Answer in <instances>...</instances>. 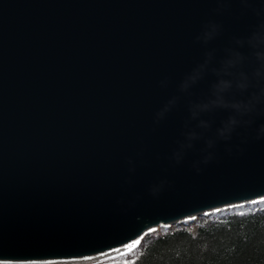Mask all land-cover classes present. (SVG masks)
<instances>
[{"label":"water","instance_id":"1","mask_svg":"<svg viewBox=\"0 0 264 264\" xmlns=\"http://www.w3.org/2000/svg\"><path fill=\"white\" fill-rule=\"evenodd\" d=\"M216 7L0 0V263L113 255L160 228L264 206V141L250 139L242 155L220 143L199 174L193 164L203 142L181 164L170 159L189 101L205 98L215 77L191 96L179 93L180 82L206 50L217 49L218 61L233 36L257 23L237 2L223 15ZM209 20L224 32L205 49L195 37ZM176 95L178 106L155 125ZM227 115L217 113L214 127ZM162 180L168 184L153 197Z\"/></svg>","mask_w":264,"mask_h":264},{"label":"clouds","instance_id":"2","mask_svg":"<svg viewBox=\"0 0 264 264\" xmlns=\"http://www.w3.org/2000/svg\"><path fill=\"white\" fill-rule=\"evenodd\" d=\"M217 7L214 12L223 15L231 11V5L237 2L242 7V13H251L257 23L248 34L233 36L230 46L223 48L224 56L217 61V49L204 52L202 62L196 64L186 74L179 84L178 91L184 96H191V90L209 75L215 77L205 98L189 101V118L184 122L183 137L176 141L170 159L176 165L184 161L191 150H195L196 142H203L200 150L202 159L195 161L193 168L199 174L201 165H208L217 159V146L226 145L225 151L233 155L234 149L241 155L250 139L264 141V123L257 126L258 120H264V0H214ZM259 5V6H258ZM224 32L222 23L209 20L203 24L201 31L195 37V43L205 49ZM218 65V66H217ZM170 80L160 81L161 88H167ZM181 95L173 96L155 114L154 123L159 125L175 109ZM226 112V118L216 124V115ZM207 117V118H205ZM238 138L239 144L233 145V139ZM130 172H135V162L128 161ZM168 184L162 180L153 185L151 195L158 197Z\"/></svg>","mask_w":264,"mask_h":264},{"label":"trees","instance_id":"3","mask_svg":"<svg viewBox=\"0 0 264 264\" xmlns=\"http://www.w3.org/2000/svg\"><path fill=\"white\" fill-rule=\"evenodd\" d=\"M101 264H264V208L150 234Z\"/></svg>","mask_w":264,"mask_h":264},{"label":"bare ground","instance_id":"4","mask_svg":"<svg viewBox=\"0 0 264 264\" xmlns=\"http://www.w3.org/2000/svg\"><path fill=\"white\" fill-rule=\"evenodd\" d=\"M117 253L113 254L116 255ZM110 254H106L101 256H97L90 259H83V260H74V261H60V262H47V263H0V264H84V263H91L100 261L102 258L109 257Z\"/></svg>","mask_w":264,"mask_h":264},{"label":"rangeland","instance_id":"5","mask_svg":"<svg viewBox=\"0 0 264 264\" xmlns=\"http://www.w3.org/2000/svg\"><path fill=\"white\" fill-rule=\"evenodd\" d=\"M190 225H194V224H190ZM100 262H102V261L91 262V263H84V264H101Z\"/></svg>","mask_w":264,"mask_h":264}]
</instances>
